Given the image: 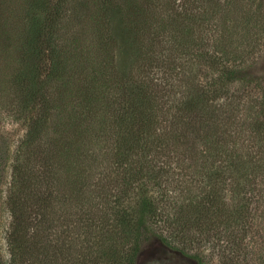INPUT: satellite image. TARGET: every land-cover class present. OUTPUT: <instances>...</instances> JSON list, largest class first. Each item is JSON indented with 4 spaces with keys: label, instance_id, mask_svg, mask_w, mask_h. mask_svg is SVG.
Here are the masks:
<instances>
[{
    "label": "trees",
    "instance_id": "trees-1",
    "mask_svg": "<svg viewBox=\"0 0 264 264\" xmlns=\"http://www.w3.org/2000/svg\"><path fill=\"white\" fill-rule=\"evenodd\" d=\"M99 1H92L91 8H94L85 10L86 15L89 14V18H85L96 27L94 47L101 53L102 60L111 64L114 57L113 62L123 65L116 72L109 71L108 77V82L116 81L120 89L117 102L112 104L108 96L101 101L97 95L101 89L94 94L95 83L82 80L88 56L79 53L76 42L61 44L60 48L55 46L54 51L51 31L64 22L61 13L65 0H56L54 8H47V0H41L47 17L41 20L38 30L41 39L35 41V49L43 43L50 47L55 78L59 80L55 100L63 107L59 110L57 105L49 107L39 103L45 93L34 82L39 78L38 69L29 65V75H25V71L18 75L15 104L0 108V117L6 112L24 130L13 151L0 133V264L41 261L38 256L42 255L41 247L46 240L53 245L55 253L64 242H69L63 238L58 244V238L49 239L41 227L46 215L55 216V234L58 216L64 218L59 225L62 233H69L72 227V216H66L67 204L65 212L58 200L70 203L71 194L64 189H69L80 177V168L76 171L74 167L80 155L73 153L77 150L74 145L80 147L83 141L80 129H88V132L85 130L87 146L97 145L96 153L107 155L105 159L110 161V167L134 166L127 169L129 176H124V185H137L135 180L143 178L135 189L137 212L133 216L118 214L122 217L121 223L130 227L128 240L133 247L128 256L129 264H136L139 256L151 249L155 250L149 255V264H167L160 248L140 246L144 241L166 244L163 236L150 233L147 224L150 220L163 219L160 203L169 204L167 195L175 193L177 197L183 191L186 198L181 201L179 211L174 206L171 209L177 216L197 223L195 218L203 207L201 203L208 202L209 211L212 208L215 198L212 187L220 184L221 173L226 171L233 178L228 168H215V148L222 141L216 137L219 134L216 110L209 97L219 92L213 84L228 85L241 80L240 70L221 61L218 78L224 81L216 83L213 79L208 88L201 87L197 73L200 52L191 49L193 41L185 34L191 27L196 30L200 27L195 0L193 9H188L189 0ZM116 25L117 32L113 33L111 26ZM21 44L25 48L24 39ZM35 49L33 52L37 53ZM26 54L27 60L32 59L30 53ZM213 60L209 56L208 64H213ZM65 91L72 100L67 103L72 102V106L62 101ZM66 107L69 110L63 118L61 111ZM85 121L90 124L83 125ZM35 144L42 145L44 151L39 152L43 157L33 162L37 155L32 160ZM223 150L221 146L220 155ZM187 159L191 165H187ZM202 178L206 180L208 192L206 189L200 193L202 187L198 183ZM147 181L155 189V195L148 198ZM123 193L127 199H132L128 198V192ZM134 219V223H129Z\"/></svg>",
    "mask_w": 264,
    "mask_h": 264
},
{
    "label": "rangeland",
    "instance_id": "rangeland-1",
    "mask_svg": "<svg viewBox=\"0 0 264 264\" xmlns=\"http://www.w3.org/2000/svg\"><path fill=\"white\" fill-rule=\"evenodd\" d=\"M55 1L47 0V8H54ZM92 1L65 0L61 13L64 22L60 23V27L52 28L51 45L55 51V46L60 48L61 44L66 46L72 40L76 42L79 53L88 56L82 80L95 83L94 94L101 89V93H97L98 98L103 101L108 96L113 104L120 96V89L116 81L113 84L108 82L109 71L116 72L123 65L121 62H113L114 57L111 64L107 60L106 63L101 53L95 51L96 27L86 19L89 14L86 15L85 11L94 8H91ZM40 2L0 0L1 109L15 104L18 75L24 71L25 75H29V65L38 69L39 78L34 82L45 93L39 103L43 102L49 107L57 105L59 110L63 107L62 103L55 100L59 80L55 78V63L53 65L51 61L50 47L43 43L35 49V41L41 39L38 31L41 20L47 17ZM192 3L194 0H189L188 9H193ZM195 3L199 8V30L189 26L190 31H184L193 41L191 49L200 52L197 73L201 87L208 88L213 79L216 83L219 81L221 61L240 70L238 75L241 80L228 85L213 84L219 92L209 97L216 110L219 133L216 137L222 141L215 148V168H228L233 178L226 171L221 173L223 179L220 184L212 187L215 196L212 208L209 211L211 205L208 202L201 203L203 207L195 218L197 223H193L195 221L191 218L177 216L176 211L171 209L174 206L179 211L181 201L186 198L182 190L180 196H174L177 195L175 193L167 195L169 204L160 203L163 219L157 222L150 220L147 228L150 233L163 236L168 245L144 241L140 246L143 249H163L161 253L166 261L173 264H264V0H195ZM111 27L113 33L117 32V25ZM23 39L26 42L25 48L21 44ZM34 49L37 53L33 52ZM26 52L30 53L32 59L27 60ZM209 56L213 57V64H208ZM222 81L224 79L218 83ZM64 94L62 101L67 103L71 98L66 95L67 91ZM67 105L73 104L71 102ZM68 110L69 107H66L64 112L61 111L63 118ZM2 114L0 133L6 137L13 151L24 130L6 112ZM88 124L90 122L85 121L83 125ZM85 130L88 132V129ZM85 130L80 129L83 141L80 147L74 145L77 150L73 152L74 156L80 155L74 166L76 171L80 168V177L75 179L69 189H64L65 193L71 194L70 203L58 200L59 206H64L63 211L67 204L69 212H65L67 217L72 216V227L69 233H62V226L59 225L64 218L58 216L55 234V216L49 215L43 217L41 227L49 239L58 238V244L63 242V238L69 242H64L55 253V248H51L53 245L46 240L41 247L43 253L38 256L43 260L27 264H129L128 256L133 247V243L128 240L130 227L121 223L122 217L118 214L133 216L137 212L135 189L143 178L135 180L137 185H124V176H129L127 169L134 166L124 165L128 166L126 169L110 167V161L105 159L108 156L102 152L96 153L99 149L97 145L93 143L87 146ZM221 146L224 150L220 155ZM32 148L35 153H32V160L37 154L35 162L43 157L39 152L42 153L44 148L40 144ZM188 164L191 165L187 159ZM205 181L203 178L199 180L198 186L202 187L200 193L206 189L205 192L209 191ZM147 182L148 198L155 195V189ZM124 190L131 200L124 196ZM203 211H207V214ZM152 250L155 249L147 252L151 254ZM145 258L143 263L149 264V256ZM141 262L137 260L136 264Z\"/></svg>",
    "mask_w": 264,
    "mask_h": 264
},
{
    "label": "water",
    "instance_id": "water-1",
    "mask_svg": "<svg viewBox=\"0 0 264 264\" xmlns=\"http://www.w3.org/2000/svg\"><path fill=\"white\" fill-rule=\"evenodd\" d=\"M161 250H163V249H161ZM148 254H149V252H146L144 255L139 256L138 261H142L141 264H144L143 261H144V259H146L145 257L150 255V254H149V255H148ZM162 256H164V255H162ZM163 258H164V260H166L165 257H163ZM150 260H151V259H149V261H150ZM156 261H161V259L156 258ZM150 262H151V261H150ZM146 264H147V263H146Z\"/></svg>",
    "mask_w": 264,
    "mask_h": 264
},
{
    "label": "flooded vegetation",
    "instance_id": "flooded-vegetation-1",
    "mask_svg": "<svg viewBox=\"0 0 264 264\" xmlns=\"http://www.w3.org/2000/svg\"><path fill=\"white\" fill-rule=\"evenodd\" d=\"M167 264H173V263H168V262H167Z\"/></svg>",
    "mask_w": 264,
    "mask_h": 264
}]
</instances>
